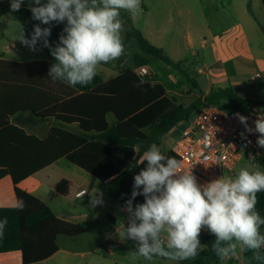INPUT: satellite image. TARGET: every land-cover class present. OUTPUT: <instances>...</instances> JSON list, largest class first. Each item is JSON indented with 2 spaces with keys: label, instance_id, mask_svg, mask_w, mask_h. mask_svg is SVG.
Wrapping results in <instances>:
<instances>
[{
  "label": "trees",
  "instance_id": "trees-1",
  "mask_svg": "<svg viewBox=\"0 0 264 264\" xmlns=\"http://www.w3.org/2000/svg\"><path fill=\"white\" fill-rule=\"evenodd\" d=\"M2 8L10 13L11 19L23 25L29 38L33 25L40 24L32 19L29 8L22 6L18 12H11L10 4ZM249 10L252 11L251 6ZM121 17L125 22V41L135 39L140 53L134 56L135 69L122 71L111 80L103 81L98 73L86 86L72 87L52 80L48 73L55 61L48 48H45L47 61L19 63L0 59V179L9 175L16 198L25 202L23 210L0 208V219L7 217L8 220L0 237V253L20 251L23 264L47 260L58 252L59 236L76 237L88 229L56 216L46 203L20 189L17 185L21 181L64 158L107 182L111 186V198L125 205L131 196L134 176L146 167V162L141 160L144 151L156 143L164 155L178 160L173 152L164 149L162 138L173 127L189 120L194 112L210 104L224 109L223 102L229 103L233 110L244 105L264 107V102L243 98L230 87L214 88L188 106L178 104L161 83L142 79L137 70L146 67L151 57L180 70H183L182 63L174 62L164 48L149 41L134 26L128 13L121 11ZM64 26L63 23L51 26L49 40L53 46L58 43ZM26 112L39 120L54 119L66 126L78 125L80 131L54 127L44 138L28 134L10 122L15 114ZM258 164L264 171V156ZM237 172L232 173L235 176ZM64 184L65 181L60 183ZM143 202L141 195L133 204ZM256 210L264 217V192L257 193ZM200 240L199 254L179 261L180 264H212L220 259L211 250L212 234L201 233ZM102 248L123 254L134 250V244L119 245L110 239L102 243ZM243 254L246 264H258L251 252Z\"/></svg>",
  "mask_w": 264,
  "mask_h": 264
},
{
  "label": "clouds",
  "instance_id": "clouds-1",
  "mask_svg": "<svg viewBox=\"0 0 264 264\" xmlns=\"http://www.w3.org/2000/svg\"><path fill=\"white\" fill-rule=\"evenodd\" d=\"M25 0H10V11L18 12ZM141 0H29L33 25L30 38L21 25L13 41L36 52L48 48L55 63L48 76L69 86H86L97 75V68L117 60L124 53L121 11L135 15ZM65 24L58 43L49 37L53 24ZM48 25L41 27L40 25ZM248 133H259L257 144L264 147V114H258L255 127L247 117L236 114ZM146 167L134 176L131 196L123 211L128 224L119 236L134 242L133 256L147 261L162 257L175 261L195 258L205 229L214 236L211 250L220 259L251 252L252 259L264 264V217L256 210L257 193L264 192V171L241 168L234 177H219L199 183L192 172L183 171L174 156L164 155L152 143L141 157ZM144 202L133 204L137 196ZM103 203L102 193L91 197L92 207ZM16 208L25 202L17 198ZM0 219V237L7 227Z\"/></svg>",
  "mask_w": 264,
  "mask_h": 264
},
{
  "label": "crops",
  "instance_id": "crops-1",
  "mask_svg": "<svg viewBox=\"0 0 264 264\" xmlns=\"http://www.w3.org/2000/svg\"><path fill=\"white\" fill-rule=\"evenodd\" d=\"M142 1L145 6L146 0ZM151 1L152 4L155 5L160 3V1L162 0ZM42 2H44V0H42ZM164 2L168 3L165 0ZM181 2V6L178 10V16L182 19L183 24L189 32H193L194 29L198 30V22L203 21V19L208 17V15H214L215 13L217 24L220 25L217 29L219 39L222 41L224 50L231 41L246 39V43L241 44L238 47V50L243 53L241 55L242 57L248 58L250 56H259L262 53L259 43L256 45H250L249 42L250 34H253V36L256 37L257 41L259 39L258 35L260 27L256 20L259 21L261 20V17L264 16V4L262 7V0H251V12L249 10L248 0H181ZM7 4H10V0H0V59L19 63L47 61V52L45 48H41V45H37V48L40 49L39 51L33 52L28 47H22L21 43L18 40L13 41V37L18 33L22 24L19 21L11 19L10 13L3 10L2 5ZM22 6L25 8H29V0H25V3ZM149 13V7L146 6L145 14ZM176 14L177 13H175L174 11H165L166 22H174ZM130 18L132 19L133 24H135L132 15L130 16ZM229 21L233 22V25L231 27L226 26ZM140 30L149 41L150 38L147 33L152 35L153 39L159 40L162 38L161 29L157 27L149 32L148 29L144 30V28ZM206 31L210 32L211 34H215L213 29L207 28ZM157 45L162 48L164 47L163 44ZM177 63L182 62L178 61ZM226 63L231 64L227 65ZM149 65L150 63L144 68H147ZM214 67L216 70L224 73V75L227 74V80L229 82L238 83L241 81L245 82L250 79L251 81L257 80L254 79V77L257 73H260L261 64H259L256 60H253L252 64L249 67H246L242 66L237 61H233V59L228 58V60L226 61H219L214 65ZM228 69H231L233 74L229 77ZM125 70L128 69L115 72V74H113L112 78H110L109 80L115 78L120 72ZM211 78L216 79V81L210 84L208 90H201L202 95L197 96L198 99L203 97V95L208 94L214 88L228 87L220 86V83L222 81H225V76H221L219 74L209 75L206 82H209ZM261 78H263V76ZM103 81L108 80L103 79ZM152 81L161 83L165 87L168 94L176 101L178 99L176 97L183 96L182 94H177L176 92H174L163 81L157 79ZM187 90H189V88H186L185 92ZM236 93L239 96L246 98L242 93ZM191 94L196 93L191 92ZM254 100L264 102V98L262 96H257V98H255ZM109 120L110 122H112V117H109ZM10 122L23 128L28 134L36 135L40 138L46 137L48 135V132L54 127H64L77 133L80 131L78 125L66 126L54 119L39 120L34 118L29 112L15 114L10 118ZM166 136H169L172 142L177 136L171 132L163 136V147L166 151H169L170 146H168L165 141ZM235 171L239 170L235 169ZM259 171H261L260 166ZM45 173L46 175H48V177L54 175L55 180L53 182H46L45 177H42L41 175ZM229 174H232V176L234 177L232 172H229ZM224 177H226V174H224ZM62 181H65L66 184L60 185ZM17 186L20 189L25 190L33 196L42 200L51 208L56 216L63 220H67L85 227L88 221L96 220L98 215L105 216L107 221L113 225L114 234L118 233V231L123 228V225L126 227L128 224V214L127 212L122 210L124 205L115 201L110 196L111 186L107 182L98 180L97 178L86 172L84 169L78 167L77 165L69 162L64 158L56 161L54 164L21 181ZM54 191L61 197H58L56 196V194L52 193ZM100 193H102L103 203L95 207L90 206L89 199L91 197L98 196ZM16 201L17 198L13 180L9 175L4 176L0 179V208L16 207ZM116 204L117 208L115 207ZM113 207L118 210L117 214H113L110 212V209H112ZM119 216L121 218H119ZM119 222L121 224L117 226ZM202 233L209 232L202 231ZM114 242L117 243L116 241ZM131 242V240H128V242L124 245L132 244ZM54 256L55 254L52 257ZM52 257L34 264H43L50 260ZM0 264H23L22 253L20 251L0 253ZM212 264H246V262L244 260V254L242 253L236 257H229L223 260L219 259Z\"/></svg>",
  "mask_w": 264,
  "mask_h": 264
},
{
  "label": "rangeland",
  "instance_id": "rangeland-1",
  "mask_svg": "<svg viewBox=\"0 0 264 264\" xmlns=\"http://www.w3.org/2000/svg\"><path fill=\"white\" fill-rule=\"evenodd\" d=\"M165 1L168 3L162 0L160 3L153 5L151 0H146L144 6L141 0V9L135 15L127 12L129 16H133L136 28L148 29V32L154 30L156 27L161 29L162 38L159 40L153 39V36L147 33L150 41L155 45L163 44V48L172 60L182 62L183 70H180L167 65L158 58L151 57L150 65L142 69L145 72L150 71L148 80L152 81L157 79L163 81L174 92L182 94L183 96H178L176 98H178V104L183 106H188L193 101L197 100V96L202 95L201 90L209 89L210 84L216 81V79L211 78L209 82H206V80L209 75L214 74L225 76V81H222L220 86H228L235 92L242 93L246 98L255 99L257 96H262L264 98V16L261 17V20H256L260 27L258 41L253 34L249 36L250 45L259 43L262 53L259 56H250L247 58L242 57L241 55L243 53L238 50L241 44L246 43V39L231 41L227 46L228 48L226 47L225 50L223 49L222 41L219 39L217 30L220 25L217 24L215 13L214 15H208L203 21H199L198 30L194 29L193 32H189L183 24L182 19L178 16V10L182 3L181 0ZM251 4V0H248V5L251 6ZM146 6L149 7V14H145ZM168 10L177 13L175 21L172 23L166 22L165 11ZM232 25L233 22L229 21L226 26L231 27ZM207 28L213 29L215 34L206 31ZM121 35L124 42V53L117 60L107 64H101L97 68V72L104 80H109L115 72L120 70L135 68L134 56L140 52L137 41L135 39H131L129 42L125 41V28ZM228 58L246 67H249L252 61L256 60L261 64L260 73L263 78L252 81L250 79L238 83L229 82L227 80V74L224 75V73L216 70L214 67L219 61H226ZM230 64L231 63H228L227 65ZM183 71L189 74L197 83L198 87H195L188 80V77ZM231 75H233L232 71L228 69V77ZM186 88H189V90L185 92ZM191 92L196 94H191ZM221 104L225 106L224 109L233 110L229 103L223 102ZM241 109L249 111L251 107L244 105ZM197 112L198 110L192 114L189 120L179 123L169 132L179 137L181 131L189 126ZM165 141L168 146H171L172 140L169 136L165 137ZM241 168H247L249 171H257L259 170V164L252 165L244 159L239 162L236 167L237 170ZM225 174L226 177H233L229 172H225ZM41 175L45 177L46 182H53L55 180L54 175L50 177H48L46 173ZM52 193L61 197L55 191ZM115 207L117 208V204ZM115 207L110 209V212L113 214L118 213ZM119 218L121 217L119 216ZM120 224L119 222L117 226ZM85 227L88 229V232L80 236H60L58 240L59 251L54 257L43 264H180L179 261L166 260L161 257H155L153 260L147 261L143 257L133 256L131 251H126V253L122 254L102 248V243L108 239L116 241L119 245H124L128 242V240H124L119 236L123 228L119 230L118 233L114 234V227L107 221L105 216L98 215L96 220L88 221ZM131 243L134 244L133 241Z\"/></svg>",
  "mask_w": 264,
  "mask_h": 264
},
{
  "label": "built area",
  "instance_id": "built-area-1",
  "mask_svg": "<svg viewBox=\"0 0 264 264\" xmlns=\"http://www.w3.org/2000/svg\"><path fill=\"white\" fill-rule=\"evenodd\" d=\"M138 75L144 80L149 78V72L142 69L138 70ZM261 77L257 73L254 79ZM237 113L247 117L248 126L254 128V121L259 113L264 114V107L255 106L245 111L206 105L169 147L181 162L182 170L192 172L199 183L224 177L225 172H233L244 159L256 165L264 156V147L257 144L259 133H248Z\"/></svg>",
  "mask_w": 264,
  "mask_h": 264
},
{
  "label": "water",
  "instance_id": "water-1",
  "mask_svg": "<svg viewBox=\"0 0 264 264\" xmlns=\"http://www.w3.org/2000/svg\"><path fill=\"white\" fill-rule=\"evenodd\" d=\"M261 231L264 232V228H262Z\"/></svg>",
  "mask_w": 264,
  "mask_h": 264
}]
</instances>
